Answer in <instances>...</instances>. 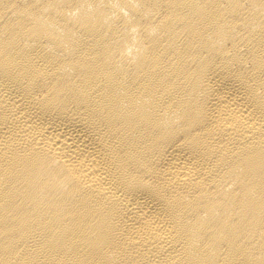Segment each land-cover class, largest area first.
Returning <instances> with one entry per match:
<instances>
[{
	"label": "bare ground",
	"instance_id": "6f19581e",
	"mask_svg": "<svg viewBox=\"0 0 264 264\" xmlns=\"http://www.w3.org/2000/svg\"><path fill=\"white\" fill-rule=\"evenodd\" d=\"M0 264H264V0H0Z\"/></svg>",
	"mask_w": 264,
	"mask_h": 264
}]
</instances>
